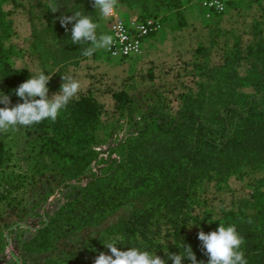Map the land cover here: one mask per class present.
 Segmentation results:
<instances>
[{
  "label": "trees",
  "instance_id": "trees-1",
  "mask_svg": "<svg viewBox=\"0 0 264 264\" xmlns=\"http://www.w3.org/2000/svg\"><path fill=\"white\" fill-rule=\"evenodd\" d=\"M184 1L118 0V3L125 7L136 6L144 15L137 16L148 18L160 17L150 15L162 9H179ZM53 2L60 9L52 13L47 8L49 35L58 44L71 46L65 53L82 56L84 48L71 41L73 25H67L66 31L59 17L79 11L97 23L101 18L100 10L93 7L92 0ZM1 3L2 0L0 93L8 95L15 106L23 102L15 95V90L27 79L22 71L11 66L9 53L3 46L7 24ZM106 27L103 35H106ZM243 62L248 66V73L240 77L237 68ZM215 71L223 74L224 84H230V94L218 90L216 95L208 96L206 80V84L197 83L196 92L180 93L178 106L169 113L157 105L153 96L151 102L155 105H144L140 98L126 90L113 92L114 112L127 126V136L114 146L110 144L106 160L99 158L102 154L99 146L112 137L114 129L102 121L103 109L89 95L73 99L54 123L44 120L37 125L22 126L40 141L44 157L63 160L61 176L73 181L77 189L72 199L24 245L26 252L44 256L37 264H76L71 257L56 253L57 243L73 232L99 223L130 202L140 206L108 228L118 238L117 244L122 251L135 247L154 252L165 259L166 264H173L169 254H183L182 244H186L195 254L197 264L201 261L207 264L208 256L198 234L186 233L183 229L189 218L185 210L193 204L196 189L203 181L220 184L231 175L242 176L248 171L264 173L262 39L248 45L244 52L240 48L232 51L230 64L215 68ZM216 97L221 101L220 110L208 107ZM6 154L3 133H0V168ZM111 154L117 159H112ZM65 160H69L68 163ZM81 178L85 179L82 184ZM195 221L200 222L198 218ZM201 222H207L206 227L200 226L205 234L215 231L219 224L235 225L244 238L241 250L248 264H264V178L247 199H240L220 219L206 216ZM163 224L169 228L171 243L160 239ZM1 229L0 223V254L4 249ZM84 248L80 247V252H85ZM182 264L190 262L184 259Z\"/></svg>",
  "mask_w": 264,
  "mask_h": 264
},
{
  "label": "rangeland",
  "instance_id": "rangeland-1",
  "mask_svg": "<svg viewBox=\"0 0 264 264\" xmlns=\"http://www.w3.org/2000/svg\"><path fill=\"white\" fill-rule=\"evenodd\" d=\"M205 1L208 0H186L179 9L153 12L150 16L161 17L162 29L145 39L142 52L128 60L112 59L104 48L97 49L91 57L65 53L71 46L58 44L47 31L50 0H2L7 24L2 43L11 66L22 71L27 80L40 71L52 75L47 85L49 99L67 82L61 78L71 77L81 84L78 97L89 95L100 104L102 121L114 129L112 137L99 146V158L106 160L108 147L127 136V126L114 112L113 92L126 90L144 105H155L151 102L153 96L167 113L178 106L180 93L196 92L197 83L206 84V80L208 96L216 95L218 90L230 94V84H224L223 74L216 73L215 68L230 64V53L237 48L244 52L257 39L264 43V0H228L222 12ZM139 14L144 16L136 6L117 4L116 15L120 18ZM106 23L107 18L101 16L97 22L98 36L104 34ZM80 45L84 50L91 46ZM237 69L240 77L248 73L245 62ZM208 107L220 110L221 101L216 97ZM3 137L7 154L0 168V223L4 239L0 264H37L44 256L26 252L24 245L72 199L76 185L61 176L63 160L44 157L40 141L22 126L3 133ZM110 157L117 159L113 154ZM262 178L263 172L248 171L242 176L226 177L220 184L209 180L200 183L193 204L185 210L189 218L183 225L184 231L198 234L201 225L207 226V222H201L204 217L220 219L240 199H247ZM79 181L82 184L85 179ZM139 206L130 202L99 223L67 235L57 243L56 253L71 257L76 264H94L100 253L111 255L104 246L110 242L117 244L118 238L109 226ZM195 218L200 220L198 224ZM161 229V241L171 243L169 228L163 224ZM80 247H85V252H80ZM116 247L122 251L118 244Z\"/></svg>",
  "mask_w": 264,
  "mask_h": 264
},
{
  "label": "clouds",
  "instance_id": "clouds-1",
  "mask_svg": "<svg viewBox=\"0 0 264 264\" xmlns=\"http://www.w3.org/2000/svg\"><path fill=\"white\" fill-rule=\"evenodd\" d=\"M93 7L100 10L101 16L111 18L116 15L118 0H92ZM49 10L52 13L59 11L53 0L49 2ZM61 27L67 31V25L72 24L71 41L73 44H90L84 50L83 55L91 57L100 48L109 49L112 45V37L109 35H97L98 24L94 23L89 15L77 11L71 16L61 15L59 17ZM75 22V23H73ZM23 69V67H21ZM40 71L38 75L32 76L26 82L21 83L15 90V95L22 100V103L9 107L10 97L0 93V133H7L9 130H18V127H29L40 124L44 120L55 122L62 110H65L73 99H78L81 90L79 81L71 77L61 78L63 82L60 90L49 99V88L47 85L52 75H45ZM198 240L201 242L205 254L208 256L207 264H248L241 246L244 238L241 237L235 225L219 227L208 234L203 231L198 233ZM115 243H107L106 247L111 255L100 253L94 264H166V260L154 254V252L141 251L138 248H128L127 251H120ZM183 254H169V260L173 264H182L187 259L190 264H197L195 254L190 246L182 244ZM203 264V261L200 262Z\"/></svg>",
  "mask_w": 264,
  "mask_h": 264
},
{
  "label": "built area",
  "instance_id": "built-area-1",
  "mask_svg": "<svg viewBox=\"0 0 264 264\" xmlns=\"http://www.w3.org/2000/svg\"><path fill=\"white\" fill-rule=\"evenodd\" d=\"M228 0H208L205 1L209 7L217 12L225 10ZM106 35L112 37V45L105 49L112 59L119 61L136 57L142 52L144 40L156 35L162 29L160 17L140 18L139 16H129L128 19L115 15L107 18Z\"/></svg>",
  "mask_w": 264,
  "mask_h": 264
}]
</instances>
